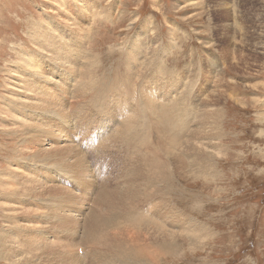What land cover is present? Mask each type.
<instances>
[{"label": "rangeland", "instance_id": "obj_1", "mask_svg": "<svg viewBox=\"0 0 264 264\" xmlns=\"http://www.w3.org/2000/svg\"><path fill=\"white\" fill-rule=\"evenodd\" d=\"M97 11L98 13L105 11L106 16L98 15ZM96 14L97 17H94ZM60 16L63 17L62 20L67 18L72 23L81 25L84 36L69 28L70 26L67 27L59 19ZM46 32L51 39L45 34ZM74 40L83 42L75 43ZM51 42L52 44L66 43L68 53L72 57L76 58L79 57V54L82 55L79 57L77 68L80 69L82 82L85 83L83 86L87 91L83 92L81 96L78 95V92L83 89L75 77L73 81L69 79L66 84L64 83L65 86H61L62 83H52L50 78L52 75H48L49 73L59 78H62V75H60L58 67L56 68L59 74L50 72L53 68L47 65L51 64L47 59H44L47 64L38 68L44 77L32 76L30 82V88H34L33 85L43 90L47 88L46 90L55 96L54 100H63L62 102L66 103L64 111L69 117V121L58 120L56 112H48L44 116L51 118L48 122H42L59 121L61 124L59 128L69 131V135L74 138V148L86 158V167L89 172L85 180L94 182L95 189L88 194L89 197H86L88 202L83 200L85 207L82 208V215H78L81 222L84 221L83 218H87L86 215L91 210L93 201L96 200L100 190L105 187V189L120 188L124 179H128L137 170V167L144 164L140 160V156L143 154L139 151L142 148L139 145L142 143H139L137 139L142 136H135L133 133L120 135L121 129L118 128L120 124L118 110L121 106L123 104L131 105L132 109L137 110L139 108L136 106L137 102L140 103L143 98L136 96L124 98L122 91L129 94L130 90L136 88L137 94H140L141 85L145 82L148 89L153 88L158 91L161 89L159 92L166 94V100L165 97L158 98L162 99L161 103L166 104L171 98L173 99V95H178L181 99L178 97L177 99L181 104L178 105V102L174 101L171 103L172 110L180 108L178 111L184 112L185 110V113L178 112L184 115L180 116L181 119L185 118L188 113V116L183 118L184 120L182 119V122L187 121V127L191 117L193 122L194 119L198 120L195 123L190 122L192 126L189 127L187 135L192 134L193 130L190 128L198 127L200 116L205 112H203V104L208 93L221 91L223 92L222 98H216L211 105V110H216L213 115L216 122L211 135L214 138L210 141L212 146L209 147L210 151L207 149L210 153L204 161H200L206 163V160H210L211 162L208 161V163H211L212 171L208 164L206 166L208 172L206 171L205 175L201 177L192 175L191 162L193 161L192 156H197L195 152L189 154L186 150H179L168 153L170 156L167 153H161L170 165L169 171L171 172L165 173H173L177 179L176 183L173 181L169 186L164 181L163 188L167 194L165 202L170 201L165 207L163 206V210L169 216H174L173 213L176 212H182L190 220L197 219V223H200L201 227L207 228L210 235L207 239L202 238L201 243L191 248V238L181 232L186 229L179 230L168 220L166 224L172 227L168 229L178 231L180 235L176 242L170 243V247L179 245L176 252H168L163 258L167 242L158 241L137 246V256L122 257H125L124 259L137 257L138 264H264V0H0V237L5 234L3 230L8 226L10 229L7 233L13 234L12 236L16 235V233H11L16 229L19 233L24 231V223L22 226H15L14 218L9 216L8 209L16 205L15 203H24L30 209L41 206L43 209L36 214L37 220H39L37 231L35 230L33 233V230L28 234L24 231L22 233L24 235L21 234V238L23 236L29 238L32 235L39 241L37 246L42 247L39 249L37 257L30 254L32 257L29 264H69L66 257L62 258V254L66 255L61 249L60 242L48 240V236L53 240H58L59 237L67 241L68 236L75 235L80 242L83 232H85L86 225L83 224L88 222L84 221L80 225V229L79 227L75 228L74 225L70 226L68 223L70 206L65 205L66 201L61 202L51 193V195L42 193L39 194L40 196L31 197L23 194L17 198L15 194L18 193V188L22 187L20 179L16 178L14 182L9 181L8 184L3 181L4 171H10L12 163L17 161L15 165H19L21 162L23 171L31 173L34 171L32 169H35L37 178H40L42 182L44 180L43 183L47 186L57 184L82 196L84 195L82 189L87 187L84 184V179L81 181L72 176V173L76 171H69L68 168H65L68 169L67 172L61 167H55V164H46L45 162L42 164L33 161L34 163H32L21 156L18 151L20 144L23 141L32 140L34 133L25 135L16 131V126L21 124H15L17 121L14 117L18 116L24 122L41 123L39 117L36 120L31 118V116L37 115L38 111L25 104H20L21 101L13 95L12 91H16L13 87L20 88L15 84L19 76L18 72L23 73L18 67L25 62L27 64L30 55L34 59H41L37 54L40 52L38 51L39 44L44 46ZM82 43H84V47ZM77 44L82 46L81 50L77 48ZM145 65L148 66L149 70H146L151 74L146 79H142L143 77L139 78L137 75L144 72ZM208 68L210 69L208 70ZM64 70L66 69L63 68ZM88 70L93 75L89 76ZM192 72L193 74H191ZM212 72L217 74L213 75ZM217 76L222 78V83H216ZM209 79H212L211 82L208 81ZM93 84L96 85L93 86ZM145 86L144 90H146ZM119 93L122 94V99L118 102L119 104H114L111 99ZM184 93L185 95H183ZM93 94H100L98 95L100 101L96 99L95 102L94 98L92 100L91 95ZM26 96H28L27 93L21 94L22 98ZM76 98L79 100H77L78 102L73 100ZM86 98L92 103L91 108L89 107L90 102L86 101ZM104 99L105 101L110 99L111 104L103 110L99 106H102L101 103H105ZM180 100L186 101V103L184 102L185 106ZM186 104L188 108L190 107L188 111L185 108ZM140 105V109H142L146 104ZM176 105L177 107H175ZM178 106L180 107L178 108ZM195 106L200 108L196 107V111ZM17 107L20 110H17ZM84 108L86 109L84 110ZM191 108L195 110L194 115ZM105 110L110 114V117L107 112H104ZM19 111L24 112L28 117L20 115ZM161 111L164 112V109ZM196 112L201 114L196 116ZM30 113H34V115ZM92 119L93 121H91ZM192 119L190 120L192 121ZM155 120V116L150 117L151 123ZM138 129L140 131L144 129L145 132L147 128L138 127ZM115 131H117L116 136L125 137L122 141L132 145H119V141L113 135ZM88 132L90 135L85 137L84 135ZM150 133H154V128L150 129ZM91 138H94L93 142L90 140ZM203 140L201 139V141ZM205 141L208 142V139ZM34 142L38 143L36 139ZM113 145L117 149L110 148L109 152L99 156L105 146ZM135 148L137 153L134 151ZM128 151L129 153H127ZM132 152L141 161V163L138 161L139 165H130L132 157H134ZM50 172L54 173L50 176ZM165 173L163 175H166ZM65 174L67 175L65 176ZM79 182H83V184L80 185ZM152 183L154 185V182ZM7 187L15 188V190L9 194L5 190ZM7 198L11 199L7 200ZM8 201L14 202L9 205ZM60 204H64L67 211H64L63 215L57 216L54 209H59ZM79 207L80 205L73 204L71 209ZM73 213L79 214L77 210ZM66 215L67 217H65ZM16 218L22 220L25 219V216L23 218L22 214H18ZM178 225L177 227H179ZM34 228L36 229V225ZM49 243L56 249H50L52 247L48 246ZM89 244L90 246L88 245L87 250L80 256L87 255V260L97 261L95 257L101 252L97 253L91 246L93 243ZM25 245L31 247L32 243H25ZM84 247L83 243L80 248ZM43 248L44 250H42ZM42 251L44 252L42 253ZM177 252L179 254L175 255ZM53 254L55 255L53 256ZM79 254L77 250L76 256ZM42 255L44 258H41ZM54 257L55 259H53ZM80 259L81 264H87L86 260L85 263L83 262V257ZM118 263L124 264L122 261H118ZM118 263L116 262V264ZM0 264H11L4 258L1 250Z\"/></svg>", "mask_w": 264, "mask_h": 264}, {"label": "bare ground", "instance_id": "obj_2", "mask_svg": "<svg viewBox=\"0 0 264 264\" xmlns=\"http://www.w3.org/2000/svg\"><path fill=\"white\" fill-rule=\"evenodd\" d=\"M96 13L98 15L101 14L104 17L106 16L105 11H100L99 13L97 11ZM97 14L94 17H97ZM61 18H63L62 16H60L59 19L67 27L70 26L69 28L73 29L79 35L84 36L83 28L81 27V25H77L75 22L72 23L69 19L67 20V18H65L66 20L65 19L62 20ZM100 19H97V20H100ZM45 34L50 38V36L48 35L47 32ZM84 41H85V39H84ZM74 42L77 43V42H83V41H75L74 40ZM83 44L84 43H82V46H83ZM82 46L77 44L78 49H80V47L82 48ZM147 46H148V44H147ZM67 49H68V46L66 45V43H63V42H59L58 44H52V42H51V44L46 43L44 46L39 44L38 51H40V52L37 54L41 59H34V57L30 55V56H28L29 61L27 62V64L25 62L18 67V69H21V71H23V73L20 74L18 72L19 76H18V79H16L17 81H15V84L17 86H19L20 88L18 89L17 87H13L14 89H16V91H12L13 95L18 100L21 101L20 104H25V105L31 107L33 110L38 111V112H36L37 115H34V113H32V114L30 113V114L34 115V116H31V118L33 120H36L37 117H39V121H41V123L40 122L39 123L28 122V121L24 122L23 119H20L18 116H15L14 118L17 121V122H15V124L16 123L21 124V125H17L15 130L18 132H21V134H25V135L34 133V135L32 136L33 137L32 140L23 141L20 144L21 145L20 148L18 147V151L21 153V156L27 158V160L32 162V163H34L33 161H36L38 163L41 162L42 164H43V162H45L46 164H55V167H61L63 169L68 168L69 171H76L75 173L74 172L72 173V176H74L75 179L78 178L81 181H84L88 175V172H89L87 170V167H86V158L84 157V155H81L80 152L74 148L73 136L69 135V131H66L67 129L64 130L63 128H61V129L59 128L61 125L59 121L53 120L52 123H50V122L47 123L49 121V118H51V117L45 118L46 116H44L45 113L56 112L55 114H58L57 115L58 120L69 121L68 120L69 117L66 115V113L64 111L66 103L62 102L63 100L62 101L58 100V99L54 100L55 96L49 90L47 91L46 90L47 88H45L43 90V89L38 88V86L35 87L34 85L32 87H34L35 89L30 88L31 87L30 82H31L32 76L44 77L41 74L40 69H38V68L40 66L47 64L44 61V59H47V61H49V63H51V64H47V65L52 66V68H53V69H51L50 72L59 74V73H57V68H56V67H58L60 69V75H62V78H59V77H56L55 75L49 73L48 75H52V77L49 76L52 80V83L53 82L59 83V84L62 83L61 86H65L66 82L69 79L71 81H73V78L75 77V78H77V81L80 84L81 89H83V90L78 92V95L81 96L83 94V92L85 93L87 91L83 86L85 83L82 82L83 80L81 78L80 69L77 68V64H79V61H78L79 57H82V55L79 54V57H76V58L72 57V55H70V53H68L69 50H67ZM82 51H83V49H82ZM32 54H36V53H32ZM138 55H139V53H138ZM159 60H161V59L159 58ZM157 61H156V63H157ZM129 62H128V64H130ZM154 62H155V60H154ZM98 63H100V62H98ZM137 63H135V64H137ZM209 63H208V65H209ZM213 63H211V64H213ZM131 65H133V64H131ZM143 65H144V63H143ZM149 66H151V65H149ZM63 68H65L66 70L63 71ZM210 68H208V70ZM146 69H148V66L145 65L144 66V72H141L137 76L139 78L143 77L142 79H146L151 74V73L149 74V71H147ZM186 69H188V68H186ZM190 69H192V68H190ZM129 71H130V69H129ZM212 71H214V70L212 69ZM189 72H191V71L189 70ZM212 73H213V75L217 74L215 72H212ZM87 74L89 76L93 75L92 72L89 70L87 71ZM135 74H136V72H135ZM191 74H193V72ZM191 74H189V75H191ZM13 75H14V73H13ZM217 78H218V79H216L217 82L215 80H214V82L220 83L222 81V78H220L219 76H217ZM59 79H61V80H59ZM212 79H209L208 81L211 82ZM18 80H20V81H18ZM21 80L24 82H22ZM183 80H184V78H183ZM19 82H21V83H19ZM122 83L124 84L123 81H122ZM123 84H120V85H123ZM153 84H155V83H153ZM191 84H193V83H191ZM94 85H96V84H93V86ZM184 85H185V82H184ZM73 86H74V83H73ZM141 86H142V88H141V91L139 92L140 94H137L136 88H135V90H132V91L130 90V93L128 92L129 94H125L127 92L122 91V93H124V96H123L124 98H130L131 96L132 97L136 96L138 98H143V99L140 103H139V101L137 102L136 106H139V108L137 107L139 109V111H137L138 109L137 110L132 109L131 105L123 104L121 106V108L118 110L119 111L118 117L120 118V121H119L120 124H119L118 128L121 129V131L119 130L120 135L121 134L124 135L127 133H133L135 136L136 135L142 136V137H139L137 139L139 140V143H142L139 145L142 147L141 150L139 148L138 149L143 154L140 156V160L144 164H142L143 166H141V167L139 166V168L137 167V170L128 179L125 178L124 183L119 186L120 188L116 187V189H110V188L105 189L106 188L105 187L104 189L100 190L96 200L93 201V206H92L91 210L86 215L87 218H83L84 221H88V222L83 221L84 222L83 225H86V226L84 227L85 232H83V235L81 237L80 242L77 240V237H75V235L72 237L68 236L67 241L63 240L62 238H59L58 236H57L58 240H56V239L53 240V239H50L48 236V240L60 242L61 249L65 252L64 254L66 255V256H63V254H62V258L66 257L69 264H81L80 258H82V257H83V262L85 263V260H86L87 264H112L113 262L116 264V262L118 263V261H122V262H124V264H128V263L138 264L137 257H129V256H137L138 255L136 247L139 245H144V244L147 245V244L155 243L158 241L167 242V245L165 247V252L162 256L164 258V257H166L168 252H171V251L176 252L178 247H179L178 244L176 245V247H170V243L176 242V240L180 237V235H179L178 231L176 232L175 230L168 229L169 227L172 228L171 226H168L166 224L168 220L170 221V224L175 225V228H179V230L180 229H186V230H183L181 232L186 233V235L191 238V248H194L193 246H197V244L201 243L203 241V239H207V237L210 235V231H208L207 228H205V227L204 228L201 227V224L197 223V219H194V221L190 220V218L185 216L182 212H180V213L176 212V213H173L174 216H172V215L169 216L163 210V206L165 207L166 204L170 201L169 200L168 202H165L167 199V197H166L167 194L163 188L164 184H165L164 181H166L167 182L166 185L169 186V184L173 183V181H175L174 183H176L177 179H176V177L173 176V173L172 174H166L168 172H171V171H169L170 165H168V161L165 160V158H164L165 156L163 157L161 155V153L164 152V154L167 153V155L170 156L168 153H173V152H176L179 150H183V151L186 150L189 154H191V152L192 153L195 152V153H197V156L196 155L192 156L193 157V161L191 162V168L192 169L190 168L192 175L196 176V177H201V176L205 175L206 171H207L206 166L208 164H209V168L212 171L211 163H208V161H210V160H208V161L206 160V163L200 162V161H204L206 159V157H208L207 155L210 153L209 147H210V145L212 146L210 141L212 139H214L213 136H211V135L214 132L213 130H214L215 122H216L215 118L213 116L214 113L216 112V110H211V107H212L211 105L213 104L212 103L213 101L215 102L216 98H219V99L222 98L223 92H221V91L214 92L213 91V93H211V91H210L208 93L209 95L207 96L206 99L204 96V99H205L204 104H203L204 109H205V110L203 109V112L205 111L204 115L202 114V116H200L201 118L199 121V125L195 124L198 127L196 126L197 128H195V129L190 128V130H193V131H191L192 134L189 132L190 134L187 135L188 134L187 131L189 130V127L192 126L190 124L195 123L198 120L194 119V122H193V119L191 117L190 119H192V121L189 119V125L187 127L186 126L187 121L182 122V119L184 117L182 119L180 118V116H184V115L178 113V112H181V111H178L181 108L178 110H174V111L172 110L173 106L171 103H173L174 101L178 102V99H177L178 95H173V99L171 98L168 102H166V104H164V103H161L162 99L161 100L158 99L159 97H161V98L165 97L164 99L165 100L167 99L165 93L159 92L161 89L158 91V90H153V88H151V90H150L147 88V85L145 86V82L142 83ZM144 86H145L146 90H144ZM187 86H188V84H187ZM123 88L125 89V87H123ZM190 88H191V86H190ZM120 89H122L121 86H120ZM102 91H104V90H102ZM118 91H116V92H118ZM186 91H187V89H186ZM99 92H101V91H99ZM180 92H179V94H181ZM26 93L28 96L22 98L21 94H26ZM100 94H98V95H100ZM162 94H164V95L159 96ZM98 95H95V94L91 95V99L93 100V98H94V100L96 102V99L99 100ZM121 95L122 94L119 93V95L112 98L111 99L112 102L114 104H117L118 102H120V99H122ZM183 95H185V93ZM178 98H180V97H178ZM183 98H185V97H183ZM73 100L77 101L78 99L76 98ZM109 100L105 101V99H104L105 103L104 102L101 103L102 106H99V107L104 110L107 106H110L109 104H111V102ZM81 101H83V100H81ZM86 101H88L87 98H86ZM180 101H182V100H180ZM88 102H90V100ZM184 102L186 103V101H182L183 105H184ZM179 103L180 102H178V105H179ZM91 104L92 103L90 102L89 107ZM140 104H146V105L144 107H142V109H140V106H141ZM198 104H199V102H198ZM196 105H197V103H196ZM96 106H98V105H96ZM180 106H182V105H180ZM180 106H178V108ZM198 106H200V105H198ZM116 107L118 108V105ZM175 107H177V105ZM196 107L197 106H195V108ZM11 108H13V107H11ZM86 108H84V110ZM185 108H187V111H188V109L190 107L188 108L187 104H186ZM197 108H200V107H197ZM197 108H196V111H197ZM111 109H113V108H111ZM161 109H164V112H162ZM17 110H20V109L17 107ZM191 110H192V108H191ZM19 112H20V115L23 114L25 117H28L24 112H22V111H19ZM104 112H107V111L105 110ZM114 112H115V110H114ZM192 112H193L192 114L194 115L195 110H192ZM181 113H185V110H184V112H181ZM107 114H109V113L107 112ZM111 114L113 115L114 113H111ZM190 114H191V111H190ZM196 114H197V112H196ZM200 114L201 113L197 114L196 116H198ZM186 115L188 116V113ZM151 116L156 117V120H155L156 123H155V121L154 122L152 121L153 123L150 122ZM196 116H194V117H196ZM97 117H98V115H97ZM109 117H110V114H109ZM87 118H88V116H87ZM101 118H103V117H101ZM45 119H47V120H45ZM196 119H197V117H196ZM198 119H199V117H198ZM25 120H27V119H25ZM42 121H47V122H42ZM91 121H93V119ZM190 122H192V123H190ZM84 124H86V123H84ZM23 127H24V129H22ZM138 127L139 128L144 127L145 129L146 128L147 129L144 132L143 131L144 129L140 131L138 129ZM151 128H154V133H152V134L150 133ZM117 129H115V130H117ZM77 130H76V132H77ZM116 132L117 131H115L113 135H114V138L117 141H119L118 142L119 145L120 144L132 145L129 142L122 141L123 139H125V137L124 136H116V134H115ZM88 135H90V132H88L84 136L88 137ZM164 136L166 138H163ZM134 138H133V140H134ZM35 139L37 140L38 143L34 142ZM201 139H204V140L201 141ZM207 139H208V142L205 141ZM90 140L93 142L94 138H91ZM158 140H159V142H158ZM53 142H55V143H53ZM108 144L109 143L107 142V145ZM45 145H47V146H45ZM114 146L115 145L105 146V148L100 151L99 156H102V154H106V152H109V149L113 148ZM130 148H131V146H130ZM115 149H117V148H115ZM132 149H133V147H132ZM207 149L209 151H207ZM128 150H129V148H128ZM134 151L135 152L137 151L136 148L134 149ZM127 153H129V151ZM132 154L134 157H132V164H130L131 166L134 164H137L139 161V159L137 157H135L136 155H134V152H132ZM139 155H140V153H139ZM21 156H19V157H21ZM129 157H131V156H129ZM141 161H139V162L141 163ZM16 163H17V161L15 163H12L13 166H12V169L10 171H7V170L4 171L3 181L5 184H8L9 181L14 182L16 178L20 179L22 187L18 188V190H17L18 193L15 194L17 196V198L21 197L23 194H25V196L28 195L30 197L31 196H37V195L42 194V193H46L49 195L53 194L57 198H59L61 200V202L66 201L65 205L67 207L70 206V208L68 210V217L70 218V220L68 221L69 225L70 226L74 225L75 228L79 227V229H80V225L83 222H81L82 220L78 215H82V208L85 207L83 200H84V202H88V199L86 197H89L88 194H90L91 191L93 189H95V183L92 182L91 180H89V181L85 180L84 184L87 187L86 188L84 187L82 189L84 191L83 192L84 195L82 196L81 194L79 195L77 193H74L73 191L66 189L62 186H58L57 184H51V185L47 186L45 183H43L44 180L42 182V180L40 178L39 179L37 178L38 177V176H36L37 171L35 172V169H32L34 171H31V173H29L28 171L22 170L21 162L19 163V165H15ZM137 165H139V164H137ZM165 165H166V167H165ZM68 169H65L64 171H67ZM61 171H63V170H61ZM67 172H64V173H67ZM52 173H54V172H50L49 175L51 176ZM163 173H165L166 175H163ZM7 174H9V175H7ZM58 174L60 175V173H58ZM67 174H69V173H67ZM67 174H65V176ZM56 175H57V173H56ZM211 175H212V173H211ZM48 180H49V178H48ZM152 182H154V185ZM79 183H80V185L83 184V182L82 183L79 182ZM62 189L65 191H63ZM5 190H6V192H9V194H10V193H12L13 190H15V188L7 187V188H5ZM3 192H2V194H3ZM56 193H58V194H56ZM9 196H11V195H9ZM165 197H166V199H165ZM17 198H15V199H17ZM42 198H43V196H42ZM70 198H71V200H70ZM9 199H11V198H9ZM9 199L7 198V200H9ZM12 200H13V198H12ZM5 202H7V201H5ZM13 202L8 201V204L11 205V203H13ZM15 204L16 205H14L10 208L7 207V208H9L8 209L9 216L14 218L13 222H14L15 226L19 227V226H22V224L24 223L23 230L25 231L26 234H28L29 232H31L33 230H34L33 233L35 232V230L37 231V224H39V220H37L36 214L40 210H42L43 208L41 206H38L36 209H30V207L28 205H25L24 203H21V202H20V204H18V203H15ZM73 204H75V205L78 204V205H80V207L77 209L76 208L71 209V208H73ZM60 205H61V207L59 209H57V208L54 209V213L57 216L63 215L62 213L64 211H67L66 207L63 206L64 204H60ZM145 205H146V207H145ZM152 208L154 210H151ZM170 208L172 209L173 207H170ZM170 208H167V209H170ZM75 210H77L79 212V214L75 215V213H73V211H75ZM172 211H174V210H172ZM8 212H7V215H8ZM18 214H22L23 218L25 216V219H22V220L17 219L16 215H18ZM45 215H47V214H45ZM65 217H67V215ZM62 220H63V218H62ZM64 220H65V218H64ZM177 224H179L178 225L179 227H177ZM35 225H36V229L34 228ZM8 227H6V229L3 230V233H5V234L1 235V237H0V248H1L0 250L2 251V255L4 256V258L6 260L10 261L11 264H29L31 261V257L33 255H34V257H37L38 256L37 253H39V249L42 248L41 246L40 247L37 246L39 241L37 239L33 238L32 235H30L29 238H27V237L24 238V236H23L24 239L21 238L22 235H24V234H22L24 231L22 233L21 232L19 233V231H17L18 229H16L15 231H12V232L9 231L11 233H16L15 236H12L13 234L9 235L7 233V231L10 228H8ZM46 228L48 229V227H46ZM180 234H183V233H180ZM18 235H19V237H18ZM41 237H42V235H41ZM24 242L29 243V244L32 243L31 247L25 245ZM76 242H77V244H76ZM83 243L85 244V247L80 248V246L83 245ZM89 243H93L91 246L93 247V249L96 250L97 253L101 252L100 255H97L95 257V259H97V261L87 260V258H86L87 255L86 256L84 255L82 257L80 256L84 253V251L87 250L86 248L88 247V245L90 246ZM48 246L52 247L50 249H53V248L56 249L53 245H50V243L48 244ZM158 248H160V247H158ZM42 250H44V248ZM77 250H78V254L79 253H81V254L76 256ZM102 250H105V251H102ZM43 252L44 251H42V253ZM179 252H180V250H179ZM179 252H177L175 255L179 254ZM30 254H32V256H30ZM57 254H58V252H57ZM45 255H47V254H45ZM54 255L55 254H53V256ZM73 255H74V257H73ZM127 255H129L128 259H124L125 257L124 258L122 257V256H127ZM43 256L44 255H42L41 258H44ZM59 256H61V255H59ZM153 256H155V255H153ZM48 257H49V255H48ZM56 258H58V257L56 256ZM75 258H76V261H74ZM53 259H55V257ZM116 259H118V261H116ZM88 261H89V263H88ZM60 262H62V261H60ZM118 264H121V263H118Z\"/></svg>", "mask_w": 264, "mask_h": 264}]
</instances>
